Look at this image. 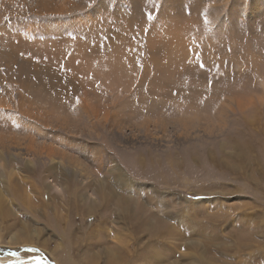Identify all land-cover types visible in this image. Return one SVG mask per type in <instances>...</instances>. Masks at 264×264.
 Listing matches in <instances>:
<instances>
[{
	"label": "rangeland",
	"instance_id": "rangeland-1",
	"mask_svg": "<svg viewBox=\"0 0 264 264\" xmlns=\"http://www.w3.org/2000/svg\"><path fill=\"white\" fill-rule=\"evenodd\" d=\"M20 1L0 0V133L34 151L0 156V264H264L234 236L264 199V0ZM47 65L97 117L51 106Z\"/></svg>",
	"mask_w": 264,
	"mask_h": 264
},
{
	"label": "bare ground",
	"instance_id": "bare-ground-1",
	"mask_svg": "<svg viewBox=\"0 0 264 264\" xmlns=\"http://www.w3.org/2000/svg\"><path fill=\"white\" fill-rule=\"evenodd\" d=\"M23 1V0H22ZM21 1L19 0V3ZM69 3H71L70 1H67L66 5L69 6ZM10 6V4L8 5V7ZM17 7H20V6H17ZM10 8V7H9ZM8 10V9H7ZM21 11V10H20ZM91 31V30H89ZM88 33V32H87ZM97 33V32H96ZM89 38H91L90 34H88ZM93 37V36H92ZM97 37V36H96ZM93 39V38H92ZM79 42V41H78ZM147 42H151L152 46L155 48L156 51H160V47H159V43H155L154 41H147ZM84 43V42H83ZM124 43V42H123ZM123 43H115V44H118L119 46L116 47V49H124L125 52H127V54L130 52L129 54V57L128 58V64H131L133 63L132 60H129L130 59V55L133 54L132 52L133 51V43L131 41H129L128 44L124 43L125 46L123 48L120 47V45H123ZM90 44V43H89ZM92 44V43H91ZM106 44V46H104ZM110 44H114L112 41H110ZM110 44H107V43H104V45L101 47V51H109L111 52L112 54L115 53L113 51H111V49H109V46ZM102 45V44H101ZM147 45H150L149 43ZM97 46V45H96ZM116 46V45H115ZM115 46L113 47L115 49ZM91 45H88V48H81V51L82 53L86 51L90 53H93L95 52L94 50H91L90 49ZM94 48V47H92ZM150 46H148L147 49H149ZM87 49V50H86ZM90 49V50H89ZM96 49V48H95ZM150 50H152V48H150ZM154 50V49H153ZM155 53V52H154ZM85 54V53H84ZM102 54V52H101ZM125 54V53H124ZM124 54H119L121 57H123L124 60H126ZM156 54V53H155ZM157 55V54H156ZM140 57V56H139ZM159 57V56H158ZM157 58V57H156ZM160 58V57H159ZM155 59V58H154ZM158 60V59H157ZM123 61V60H122ZM47 63V62H46ZM109 63V62H108ZM92 64V62H91ZM127 65V63H126ZM126 65H123V66H126ZM31 66H33L31 68ZM35 68L37 69L38 67L37 66H34V65H29L27 68L24 67L22 73L24 74H27L28 76L32 77L33 79L35 80H38L36 78V75L35 73H33L32 71H29L30 69L31 70H35ZM43 74H46V78L43 79V83H44V86H45V89L47 90H55L57 92V98H54L53 102H52V105L51 106H54L53 108L56 107V109L60 112V110L64 111L65 110H68L71 109V108H76V106L78 107L80 105V107L82 109H80L81 111H83L84 113H86L88 116L90 115L93 116V118L97 117L98 114H99V111L101 109L100 108H97V107H94L92 109V111L90 110L91 107H93V104L92 103H86V100H83V99H80L79 100V103L75 102L74 100H72V98H74L73 96L75 95L74 94V91L76 90V86L75 85V82H77L74 77H72V75H68L67 72H64V71H61V69H56L55 66L53 65H47L44 67V71L42 72ZM70 74V73H69ZM39 76V75H38ZM51 76H54L52 77V79L50 78ZM79 87V86H78ZM82 88V87H81ZM175 89V88H173ZM179 89V88H178ZM79 90V89H78ZM177 90V89H176ZM175 90V92H176ZM79 92V91H78ZM87 94V93H86ZM62 97H65V100L69 101V102H65ZM84 104H83V103ZM103 106V105H102ZM260 106V105H259ZM67 111V112H68ZM58 113V112H56ZM55 113V114H56ZM62 113V112H61ZM107 114V113H106ZM58 116V115H56ZM264 119V118H263ZM259 122V121H258ZM260 123V122H259ZM17 124H14V126L16 127ZM76 125V124H75ZM262 125V124H261ZM264 125V124H263ZM260 127V126H259ZM97 129V128H96ZM263 129V131H262ZM261 129V133L263 135V138H264V127ZM259 130V129H258ZM238 143V142H237ZM237 143L234 141V147L237 145ZM31 143H22L21 141H17L15 139H13V137L11 139H8L6 136H4L2 133H0V149H2V151H0V156H2V158H4L5 160V153L4 152V156L3 154H1L3 152V149H6L8 150H13L12 152H14V154H18V155H24L27 151L29 150H32L34 151L32 148H31ZM240 147V146H239ZM240 148H237V158H240L241 156V160L239 161V164H235V166L232 165L233 168H240L242 167L244 164L247 166L249 164H251L254 159L252 156H250L251 154V151H252V148L250 147L248 141L247 142H244V144L242 145L241 147V150H239ZM38 153L41 154H45L46 157L47 156H50L52 157L53 159H55L57 157V151H55V148L53 147H43V148H40L39 151H37ZM36 152V153H37ZM35 153V154H36ZM65 155V154H64ZM235 156V155H234ZM39 157V156H38ZM49 158V157H48ZM58 158V157H57ZM62 161L65 160V162L68 164V163H72V160L71 158H66L65 156H62L61 157ZM214 159V158H213ZM6 162V161H5ZM34 162V161H33ZM259 162V160H258ZM257 162V163H258ZM260 163V162H259ZM258 163V165H259ZM33 164V163H32ZM220 164L222 166H225V162L224 161H220ZM74 165V164H73ZM227 167H229V165H226ZM258 171L262 172L261 169L258 168ZM1 175V174H0ZM201 195L202 194H209L212 192H200ZM264 193V192H263ZM230 194H234V193H230ZM3 193L2 191L0 190V197H2ZM264 197V195H263ZM113 198V197H112ZM117 198V197H116ZM1 201H2V198L0 199V204H1ZM101 201V200H100ZM118 201H119V206H122L123 207V212H126L128 208H130V199H128L127 197H120L118 198ZM208 201L210 200H200L198 202H192L193 203V206H195L196 204H199V203H207ZM189 207L191 208V206L189 205ZM198 207V206H197ZM197 207H192V208H197ZM260 213H256V214H251L250 217H247L246 221H243L241 220L242 223H238L239 224V229H242V230H238V231H234L236 232V236L237 239H238V247L236 249V251H238L239 254H241L242 256L247 257V258H259L261 259L263 262H264V238H262L263 240H260L255 236V235H258L259 237H264V199L262 200L261 198V205H260V209H259ZM127 213V212H126ZM128 214V213H127ZM123 215V214H122ZM178 215V213H176V216ZM233 218V217H232ZM231 218V219H232ZM224 221H226L224 219ZM227 222V221H226ZM249 222V223H248ZM148 223V222H147ZM227 224H230V220L227 222ZM241 224L244 225V228L241 226ZM96 229V228H95ZM173 229V228H172ZM204 229V228H203ZM94 231V230H93ZM95 232H98V229L95 230ZM174 232V231H173ZM176 232V231H175ZM188 232V231H187ZM206 232V231H204ZM221 232V231H220ZM202 232L199 233V235H201ZM69 235L72 234V233H68ZM96 234V233H95ZM27 236L29 237L30 235L27 234ZM205 235H203L204 237ZM18 237V236H17ZM255 238L258 239V243H256V241L254 240ZM14 240L16 243L18 242V238H15V237H12L10 241ZM251 242H253L252 244H250ZM255 242V243H254ZM26 245H29V244H33L32 241H27L25 242ZM253 246L254 249L252 250H248V248H250V246ZM237 253V252H236ZM235 254V253H234ZM241 256V257H242ZM23 257V256H22ZM21 256H18V258L22 259ZM226 258H231L230 255H228L226 253ZM246 258V259H247ZM201 261H203V264H209V262L207 261V258L205 257H201ZM242 259V258H240ZM248 260V259H247ZM21 261V260H20ZM95 261V260H94ZM121 262V259H118V258H115L114 254L111 252L108 254L107 252V261L105 264H120ZM247 262H250L249 260ZM59 264H61L59 262ZM68 264H71V263H68Z\"/></svg>",
	"mask_w": 264,
	"mask_h": 264
},
{
	"label": "snow or ice",
	"instance_id": "snow-or-ice-1",
	"mask_svg": "<svg viewBox=\"0 0 264 264\" xmlns=\"http://www.w3.org/2000/svg\"><path fill=\"white\" fill-rule=\"evenodd\" d=\"M146 19H149V20L152 19V16H151L150 13L147 14ZM199 66H200L202 69L206 67L202 61H201V63H200ZM217 67H219V66H217ZM77 103H79V98H78V97H77Z\"/></svg>",
	"mask_w": 264,
	"mask_h": 264
}]
</instances>
